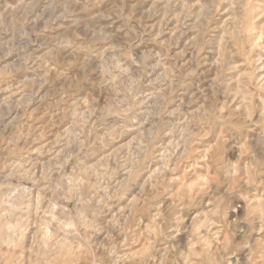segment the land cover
<instances>
[{
  "label": "clouds",
  "instance_id": "1",
  "mask_svg": "<svg viewBox=\"0 0 264 264\" xmlns=\"http://www.w3.org/2000/svg\"><path fill=\"white\" fill-rule=\"evenodd\" d=\"M0 264H264V0H0Z\"/></svg>",
  "mask_w": 264,
  "mask_h": 264
}]
</instances>
